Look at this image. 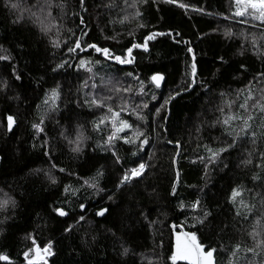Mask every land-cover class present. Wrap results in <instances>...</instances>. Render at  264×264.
Listing matches in <instances>:
<instances>
[{
	"label": "trees",
	"instance_id": "trees-1",
	"mask_svg": "<svg viewBox=\"0 0 264 264\" xmlns=\"http://www.w3.org/2000/svg\"><path fill=\"white\" fill-rule=\"evenodd\" d=\"M61 2L63 9L56 6ZM179 2L189 7L147 0L137 5L142 16L121 24L110 21H119L135 11L124 0H116L112 8L104 6L109 0H84L83 6L80 0H54L51 12L59 25V35L56 28L45 35L24 10L44 15L34 7L43 5L44 0H0V55L9 57L0 60V84H6L0 87V199L7 194L16 202L14 209L9 206L10 218L0 225L5 230L0 235V253L8 255L12 264H25L22 253L32 246L30 235L41 248L52 242L53 255L48 264H172L169 257L175 246L174 224L197 232L206 246L216 247L218 264H227L228 249L235 243L253 245L247 233L255 219L264 216V167H257L264 165V128L258 111L248 136L240 133L239 121H231L230 127L222 121L228 114L243 113L238 105L249 87L254 98H259L260 89L264 88V23L247 14L234 16V0ZM11 3H17L20 9L7 6ZM21 15L23 18L17 20ZM138 22L146 27H138ZM226 30L231 35H226ZM153 31H171L173 36H157L148 42V51L133 49L132 64L105 61L92 49L67 51L86 32L82 44L96 43L121 54L133 42H143V37ZM57 39L60 46L54 47ZM193 55L197 65L194 81L190 75ZM80 59H99L102 63L91 65L93 72L89 73L77 68ZM62 63V68L53 71ZM129 72L133 75L128 76ZM155 73L165 78L162 88H156L150 80ZM140 81L144 82L143 94L139 91ZM111 85L130 87L132 91L116 94L109 91ZM57 86L58 109L46 112L43 101ZM153 95L156 99H152ZM170 95L174 96L170 104L156 114ZM93 96H113L105 102L115 110H119L120 97L124 98L128 111H122L120 119L127 120L133 128L119 135L131 136L139 128L149 140L143 150L116 140L120 164L115 163L111 151H102L99 145H103L111 126L106 122L100 126L101 131H96L94 123L111 114L106 108L84 102ZM229 101L234 102L231 108L227 106ZM254 102L255 99L249 100V106ZM143 103L148 108L136 109ZM133 109L145 115L146 121L138 120ZM9 115L16 121L11 132L7 131ZM41 115L44 131L37 133L32 124L38 123ZM79 129L84 139L80 151L74 152L75 144L69 141ZM252 131L256 132L255 144ZM227 132L237 136L230 148L227 145L233 136ZM206 146L227 150L214 163H208L210 153ZM134 151L136 156L132 155ZM250 152L252 163L244 164ZM141 158L149 165L144 175L117 189L123 169L133 167ZM60 168L65 171L60 172ZM98 170L104 173L99 187L105 189L99 193L84 184ZM45 173L54 176L56 183H51ZM254 175L259 178L253 180ZM66 186L69 192L64 191ZM233 188L242 192L235 204L230 200ZM109 195L112 200L107 199ZM197 200L200 206L191 208ZM81 203L85 205L83 211L79 208ZM181 203L185 205L183 209L179 207ZM249 204L256 207L245 220L242 217ZM57 207L64 208L68 215L58 216L53 211ZM100 208L108 209L103 217L96 215ZM205 209L212 213L208 218L211 223L206 222L201 228L193 218ZM237 210L240 216L236 215ZM80 215L85 220L77 223ZM70 225L72 230L66 232ZM258 231L264 233V228ZM122 245L130 250L127 255H121ZM243 255L251 257L250 253ZM236 264L246 262L241 258Z\"/></svg>",
	"mask_w": 264,
	"mask_h": 264
},
{
	"label": "snow or ice",
	"instance_id": "snow-or-ice-1",
	"mask_svg": "<svg viewBox=\"0 0 264 264\" xmlns=\"http://www.w3.org/2000/svg\"><path fill=\"white\" fill-rule=\"evenodd\" d=\"M155 2V0H154ZM162 2L167 4H178L180 8H188L189 6L184 3H180L179 0H162ZM147 3V0H132L131 4H129V0H124V4L127 7H131L135 9L133 13H131V16L125 15L122 17L119 21L112 20L110 23H121L123 24L125 21H130L131 19H136L137 17L142 16V12L137 7L138 4H145ZM81 6L84 5V0H80ZM235 4V12L233 13L234 16L243 17L246 14L250 16L254 20H259L261 23H264V0H234ZM54 5V0H44L43 5H34V7H37L39 10V13H46L44 15L38 14L37 11H31V9H24L30 13L29 18L33 20L34 23H36L40 31L44 33L45 35L49 34L53 28L57 29V35H59V25L56 23V18L52 16L51 8ZM11 9L19 10L20 6L17 3H11L9 5ZM57 7L63 9L64 4L61 2L60 4L56 5ZM105 7L112 8L116 6V0H109V3L104 5ZM251 9V11H249ZM22 15L17 17V20L22 19ZM15 22V21H14ZM245 22V21H241ZM80 23L83 24L84 20L81 17ZM138 27L143 28L146 27L143 23L137 24ZM71 32L72 30L69 29ZM130 35L132 33H129ZM226 35H231L230 30H226ZM74 36L75 33H72ZM86 32H82V35L80 38H76L73 42L74 46L68 47L67 51L69 53H74L78 49L81 52H84L88 49H92L95 51V53L99 54L104 58L105 61H114L117 64H132L135 61V57L132 55L133 49H143L144 51H148V42L151 40H154L157 36H164L168 35L169 37H172V32L164 33V32H150L146 36L143 37V42L137 43L133 42L129 47L124 49V51L121 54H117L113 49L106 47V46H99L96 43H90L86 42L82 44V37L86 36ZM177 37L180 35L178 32L175 34ZM106 39H114V37H106ZM176 43H181L180 40H175ZM185 43H187L185 41ZM253 45H255L256 40L253 38L252 41ZM54 47L60 46L59 39L53 41ZM187 51L189 53L193 52V49L191 47H188ZM9 59L8 56L0 55V60H6ZM193 62L190 65V75L193 78L197 75V65L195 63V55H193ZM222 59V58H221ZM64 63H67L65 61ZM101 60L96 59L95 61L89 59H80L79 64L77 65L78 69H85L87 72L92 73L93 67L91 65L101 64ZM64 64H57L55 68H53V71H56L59 68H62ZM243 67V66H242ZM95 75V73H93ZM128 76H132L133 74L131 72L127 73ZM261 75H264L262 73ZM16 79L19 80L20 77L16 76ZM136 79H139L136 77ZM101 80L103 81V77H101ZM151 82L155 85L156 88H160L161 82L164 80V76L161 73H155L151 75L150 77ZM111 81H109V84ZM144 82L140 81V93H144ZM85 86H87V82H85ZM0 87H6V84H0ZM93 88L96 87L95 84L92 85ZM109 91L119 94L121 92L128 93L131 92L132 89L130 87H118L116 85H111L109 88ZM176 95H179V93H176ZM174 96H169L168 99H165L164 104L161 105V108H163L165 105H167L171 99H173ZM60 99V92L57 88L51 89L50 95H46L43 104L46 106V112H53L58 109V103L57 101ZM113 99V96H105L96 98L93 96L90 100H85L84 102L90 105H94L100 108H106L107 112L110 113V116H103L100 118V120L96 123H94V130L101 131V125H104L106 122L110 124L111 131L107 135V138L104 140L103 145H99L102 149V151H111V154L113 157H115V163L120 164L121 158L117 155V152L115 151V141L116 140H123L125 144H131V145H137V151L143 150L144 145L148 144L149 140L148 137L144 135V132L141 131L139 128L132 131L131 136L125 135L120 136L119 133L124 132L125 129L131 130L133 128V125L130 124L127 120L120 119V113L122 111H128L127 102L124 100L123 97H120V106L119 110H115L111 104L106 103L105 101H111ZM152 99H156L155 95L152 96ZM255 99V102L249 106L248 101ZM234 102L229 101L228 107L231 108L232 104ZM148 108L147 103H143L142 105H137L136 109L140 108ZM239 109L243 110L242 114H228L226 118L223 119L222 123L225 126H231V121H239L240 122V133H242L244 136L249 135V130L252 128L251 122L255 119H257L255 112L260 113V120H261V127L264 128V88L260 89V96L259 98H254L253 92L251 87L247 90V95L245 96V99L242 103L238 105ZM251 108V111H250ZM136 109H133V113L135 114L136 118L141 121H146V116L143 115L141 112L136 111ZM160 108L156 109V114H159ZM220 112H224L223 108L219 109ZM16 123L15 118L12 115L7 116V131L11 132L13 129V125ZM44 124V115H41L39 118L38 123H33L32 128L37 132L41 133L44 131V128L42 125ZM227 135L233 136L232 143L228 144L227 147H233L235 144V141L237 139V136H234L232 132H227ZM238 135V134H237ZM264 135V133H262ZM252 142L255 144V138H256V132H251ZM84 136L82 132H78L76 135L75 141H69L70 143H75L76 147L73 148L74 152L80 151V146L83 142ZM138 142V143H137ZM169 143H172L169 141ZM177 147H179V142H177ZM206 150L210 153V156L208 157V163H214L217 158L220 156L221 153L225 152L227 148L225 147H219L215 150H213L210 147L206 146ZM48 153L46 152L45 155ZM133 156L137 155V152H132ZM251 152L249 153V159H246L243 161L244 164H251ZM203 160L204 158L201 157ZM261 159L264 160V153H261ZM173 163H175V159L173 160ZM53 168L56 167L55 164L52 165ZM149 167L147 163L143 161L141 158L139 161L135 163V165L131 168H124L121 175L118 178V181L116 183V188L120 189L122 186L126 184H130L133 179H138L142 177L146 171V169ZM207 167V165H206ZM257 167H264V165H257ZM39 171V170H38ZM60 172H64L65 170L63 168L59 169ZM49 176V179L51 183H56V178L52 176L50 173H45ZM104 175L102 170H98L96 173V176L91 178L90 180H85L84 184L87 185L89 188L93 189L95 192H103L105 189L99 187V178ZM253 180L258 179L256 175H254ZM176 182H179V172L176 173ZM65 192H69L70 188L68 186L64 189ZM176 188L175 184H173L172 193L175 194ZM242 192L240 189L233 188L231 191V197L230 200L235 204L236 198L241 197ZM108 200H112L113 196L109 195L107 197ZM241 204H243V200L240 201ZM9 206H11L12 209L15 208L16 202L11 197H8L7 194H5V198L0 199V225H3L9 218H10V212H9ZM200 206V201L197 200L194 203L190 205L191 208L197 209ZM181 209L185 207L183 203L179 205ZM255 204H249L245 205V208L247 210L246 214L243 215V219L247 220L249 218V214L253 212V209H255ZM79 208L81 211L84 210L85 205L81 203L79 205ZM53 211L60 217H65L68 215V212L64 208H54ZM108 212L107 208H100L97 212V216H104ZM212 215V213L208 210H203L202 214L199 216L194 217L196 224H199L201 228L206 226L207 224H210L211 221H209V217ZM237 216H240L241 213L239 210L236 212ZM264 218V216L257 217L255 219L254 225L252 227V230L247 233L249 237H251L253 241L252 246L242 245L240 242L235 243L232 245L230 249H228L229 255L225 258L227 260V264H236V261L243 258L246 262V264H264V238H262L261 231H258V229L264 228V225H261V219ZM85 216L80 215L77 223L84 221ZM195 226V224L193 225ZM173 229H175L177 226L172 225ZM72 226L70 225L68 228H65V231H71ZM4 228L0 227V235H3ZM174 237H175V246L174 251H172L169 259L171 260L172 264H176L177 261H186L187 264H218L216 253L217 248L214 246H206L205 243L200 241L197 237V232L195 231H174ZM28 239L31 240L32 246L29 247L27 250H25L22 253L23 260L25 264H48L47 257L53 255V248H52V242L48 241L43 248H41L35 238H33L31 235L28 237ZM95 237H93V240ZM122 247L121 255H127L129 253V249L127 247ZM222 247V246H221ZM250 253L251 257L247 255ZM261 257V259L256 260L254 258ZM0 261H7L8 264H12V261L10 260V257L4 253H0Z\"/></svg>",
	"mask_w": 264,
	"mask_h": 264
},
{
	"label": "water",
	"instance_id": "water-1",
	"mask_svg": "<svg viewBox=\"0 0 264 264\" xmlns=\"http://www.w3.org/2000/svg\"><path fill=\"white\" fill-rule=\"evenodd\" d=\"M164 81H165V78H164V80L161 82V86H160V88H162V86H163V84H164ZM170 104V103H169ZM168 108H169V105H168ZM179 152V151H178ZM178 158V154H177V156H176V159ZM176 159H175V164H176ZM176 184H177V182H176ZM176 184H175V186H176ZM100 217V216H99ZM103 217V216H102ZM175 225V224H174ZM172 229H173V227H172ZM173 231H187V230H185V228L182 226V225H178L175 229H173ZM5 263H8L7 261H4Z\"/></svg>",
	"mask_w": 264,
	"mask_h": 264
},
{
	"label": "rangeland",
	"instance_id": "rangeland-1",
	"mask_svg": "<svg viewBox=\"0 0 264 264\" xmlns=\"http://www.w3.org/2000/svg\"><path fill=\"white\" fill-rule=\"evenodd\" d=\"M249 10H251V9H249ZM130 19H131V18H130ZM122 93L125 94V95H127L128 93H131V92H128V93H124V92H122ZM163 104H164V100L162 101V103L160 104V106L163 105ZM160 106H159L158 108H160ZM160 109L162 110V108H160ZM78 132H83V131H82V129H79V130L77 131V133H78ZM77 133H76L74 136L71 135V137H70V141H75ZM74 144H75V143H74ZM75 147H76V145H75ZM261 232H262V234H263V236H264L263 231H261ZM262 238H264V237H262ZM49 258H50V257L48 256V257H47V261H48Z\"/></svg>",
	"mask_w": 264,
	"mask_h": 264
},
{
	"label": "built area",
	"instance_id": "built-area-1",
	"mask_svg": "<svg viewBox=\"0 0 264 264\" xmlns=\"http://www.w3.org/2000/svg\"><path fill=\"white\" fill-rule=\"evenodd\" d=\"M50 257V256H49Z\"/></svg>",
	"mask_w": 264,
	"mask_h": 264
}]
</instances>
